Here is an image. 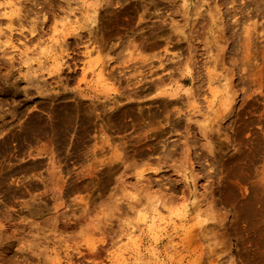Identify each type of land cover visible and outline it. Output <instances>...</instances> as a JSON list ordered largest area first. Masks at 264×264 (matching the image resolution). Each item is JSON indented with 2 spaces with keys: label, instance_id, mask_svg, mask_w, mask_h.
Segmentation results:
<instances>
[{
  "label": "rangeland",
  "instance_id": "rangeland-1",
  "mask_svg": "<svg viewBox=\"0 0 264 264\" xmlns=\"http://www.w3.org/2000/svg\"><path fill=\"white\" fill-rule=\"evenodd\" d=\"M183 1L0 0V264H264V0Z\"/></svg>",
  "mask_w": 264,
  "mask_h": 264
},
{
  "label": "bare ground",
  "instance_id": "bare-ground-1",
  "mask_svg": "<svg viewBox=\"0 0 264 264\" xmlns=\"http://www.w3.org/2000/svg\"><path fill=\"white\" fill-rule=\"evenodd\" d=\"M11 1V0H10ZM184 3L183 4H185V6H186V0L185 1H183ZM247 5V4H246ZM243 6V5H242ZM15 7H16V5H15ZM187 7V6H186ZM156 8V7H155ZM239 8V7H238ZM7 9V8H6ZM245 9V8H244ZM72 12V11H71ZM9 13V12H8ZM239 13V12H238ZM240 13H242V12H240ZM238 16V15H237ZM243 17V16H242ZM67 19V18H66ZM244 20V19H243ZM243 20H242V22H243ZM248 20V19H247ZM222 21V20H221ZM241 21V20H240ZM246 21V20H245ZM248 21H250V20H248ZM62 22H64V21H62ZM92 22V21H91ZM241 22V23H242ZM95 23V22H94ZM246 23V22H245ZM251 23H252V21H251ZM247 26L244 28V34H245V36L244 35H241V40L243 39V36H244V42H243V40H242V43L243 44H239V45H242V48L241 47H238V48H241V49H244L242 52H241V55H242V57H240V59L242 58L243 60H244V58L245 57H247L249 54H250V47H251V45L253 46V44H252V36L254 37V35H255V33L253 34V32H256L255 30H256V28H257V26L256 25H258L256 22H253V24H246ZM11 26V25H10ZM1 27V26H0ZM91 27V26H90ZM2 30V29H1ZM239 31H241V28H240V30ZM242 31H243V29H242ZM241 31V32H242ZM2 32H3V30H2ZM237 32V31H236ZM236 32L234 33V34H236ZM240 32V33H241ZM231 34H233V33H231ZM238 34V33H237ZM152 35H153V32H152ZM236 37H237V35H235ZM82 37V36H81ZM239 37H240V34H239ZM234 38V37H233ZM83 40V39H82ZM95 40V39H94ZM235 40H238L239 42L241 41L240 40V38H237V39H235ZM68 41V40H67ZM133 41V40H132ZM61 42H62V40H61ZM90 42V41H89ZM238 42V43H239ZM241 43V42H240ZM64 45V44H63ZM68 45V44H67ZM70 45V44H69ZM235 45V44H234ZM238 45V44H237ZM60 46V45H59ZM65 46V45H64ZM61 47V46H60ZM93 47V46H92ZM237 47V46H236ZM254 47V46H253ZM253 47H251V50L253 51ZM256 47V46H255ZM254 47V48H255ZM65 49H66V47H65ZM86 49V48H85ZM96 49V48H95ZM241 49H238V50H241ZM87 50H89L88 48H87ZM218 50V49H217ZM222 50V49H221ZM221 50H219V53L221 52ZM64 52V51H63ZM66 52V51H65ZM222 52H224L223 50H222ZM221 52V53H222ZM254 52H255V50H254ZM253 52V53H254ZM87 53V52H86ZM88 53H89V51H88ZM87 53V54H88ZM217 53H218V51H217ZM237 53V52H236ZM240 53V52H239ZM86 54V55H87ZM132 53H130V55H131ZM243 54L245 55V57L243 56ZM252 54V53H251ZM133 55V54H132ZM240 55V56H241ZM90 56H92V54L90 55ZM215 56H217V55H215ZM224 56H226L225 54H224ZM223 56V57H224ZM250 56V55H249ZM181 57V56H180ZM220 57H222V56H217V58H220ZM237 57H239V56H237ZM244 57V58H243ZM174 58V57H173ZM179 58V57H178ZM172 59V58H171ZM174 59H176V58H174ZM180 59V58H179ZM239 59V60H240ZM246 60H247V58H245ZM173 60V59H172ZM234 60V59H233ZM243 60H240L239 62H241V64L244 62ZM250 60V59H249ZM254 60V59H253ZM256 60V59H255ZM255 60H254V62H255ZM264 60V59H263ZM215 61H217V59L215 60ZM222 61H224L223 60V58H222ZM235 61H237V60H235ZM247 62H249V64H250V61H247ZM216 63V62H215ZM236 63V62H235ZM245 63V65H246V61L244 62ZM244 63L242 64V65H244ZM263 63H264V61H263ZM182 64V63H181ZM184 64V63H183ZM186 64V63H185ZM217 64V63H216ZM248 64V63H247ZM188 65V64H187ZM244 65V66H245ZM237 66V65H236ZM239 66V65H238ZM237 66V67H238ZM259 66V65H258ZM187 67V66H186ZM257 67V66H256ZM166 68V67H165ZM189 68H191V67H187V69H189ZM243 67H241V70H243V71H247L248 72V70H247V68H246V70H245V67L242 69ZM257 68H259V67H257ZM264 68V67H263ZM183 69V68H182ZM261 69L262 68H260V71L258 72V70H257V73H255L254 75H253V77L255 76H257V75H261L262 74V72L264 71V69H262V71H261ZM180 70V69H179ZM184 70H186V68H184ZM240 70V69H239ZM256 70V69H255ZM167 71V70H166ZM190 72H192V68H191V70H189ZM232 71V70H231ZM242 71V72H243ZM173 72V71H172ZM233 72V71H232ZM241 72V71H240ZM183 73V72H182ZM181 73V74H182ZM185 73H186V71H185ZM246 73V72H245ZM264 73V72H263ZM174 74H175V72H174ZM191 74V73H190ZM233 74V73H232ZM241 74H244V73H241ZM247 74H250V73H247ZM247 74H245V75H247ZM52 75V74H51ZM176 75V74H175ZM186 75V74H185ZM212 75V74H211ZM210 75V76H211ZM103 76V75H102ZM171 76V75H170ZM243 76V75H242ZM249 76V75H248ZM250 76H251V74H250ZM262 76H263V74H262ZM247 77V76H246ZM177 78V77H176ZM241 78V77H240ZM5 79V78H4ZM138 79V78H137ZM164 79V78H163ZM169 79H171V78H169ZM194 79V78H193ZM227 79V78H226ZM242 79H244V77L242 78ZM241 79V80H242ZM249 78H247V80H248ZM130 80V79H129ZM230 80V79H229ZM246 80V79H245ZM258 80V79H257ZM263 80V79H262ZM261 80V81H262ZM128 81V80H127ZM133 81V80H132ZM135 81V80H134ZM133 81V82H134ZM138 81H140L141 82V80H138ZM143 81V80H142ZM170 81H172V80H170ZM226 81V83L228 82V79L227 80H225ZM232 81V80H231ZM243 81V80H242ZM140 82L138 83H136L137 85L138 84H140ZM159 82V81H158ZM160 82L162 83L163 81L162 80H160ZM174 82V81H173ZM173 82H171V83H173ZM233 82V81H232ZM232 82L231 83H228V84H230L229 86H231L232 85ZM251 82H253V81H251ZM258 82H260L259 80H258ZM131 83V82H130ZM165 83V82H164ZM254 83V82H253ZM256 83V82H255ZM261 83V82H260ZM262 83H263V81H262ZM158 84V83H157ZM227 84V85H228ZM259 84V83H258ZM264 84V83H263ZM262 84V85H263ZM173 86H175V85H173ZM172 86V87H173ZM224 86V85H223ZM225 86H226V84H225ZM141 88V87H140ZM139 88V89H140ZM158 88V87H157ZM227 89H229V87L227 86ZM157 91V90H156ZM165 91V90H164ZM171 91H172V89H171ZM231 91V89L229 90V92ZM235 91L236 90H234L233 89V92H234V96L236 95L235 94ZM248 91V90H247ZM247 91H246V93H245V95L247 94ZM159 92V91H158ZM168 92H170L169 90H168ZM237 92V91H236ZM251 92V91H250ZM263 92H264V90H263ZM161 93H163V92H161ZM165 93V92H164ZM253 93V92H252ZM255 93V92H254ZM260 93V92H259ZM166 94V93H165ZM169 94V93H168ZM188 94H190V93H188ZM228 94H230V93H228ZM254 96V95H253ZM260 98H261V96L260 95H258ZM236 97V96H235ZM235 97H232V100H235ZM243 97V96H242ZM250 96H246V98H244L243 99V108H245L244 110H240L239 112H237L238 114L237 115H235L236 117H237V121H236V128H235V132H236V141H235V147H234V150H235V152H236V156L238 155V157H239V154L241 155V153L242 154H244V155H246L245 154V150H247L248 151V149L249 148H251L250 146H252V145H255L254 143H256V141H255V138H257L260 134H258V131L257 130H255L254 128V130H252V126H254V125H256V124H263L264 123V120H261L263 117H262V115H260L259 117L260 118H256L258 115L256 114V113H258L259 112V110L258 109H260V108H257L258 106H256V102L260 99L259 97L257 98V96L254 98H249ZM189 99H191V98H189ZM231 100V99H230ZM261 100V99H260ZM262 100L264 101V95H263V98H262ZM261 100V101H262ZM231 102V101H230ZM193 103H196V102H192V105H193ZM213 103V102H212ZM226 103V102H225ZM224 103V104H225ZM232 103V102H231ZM259 103V102H258ZM257 103V104H258ZM262 102H260L259 104L262 106V104H261ZM232 106V105H231ZM245 106V107H244ZM256 106V110L254 109V107ZM227 108H228V106H226ZM234 107V105L232 106V108ZM45 108V107H44ZM231 108V107H230ZM242 108V109H243ZM46 109V108H45ZM241 109V108H240ZM42 110V109H41ZM236 110V109H235ZM238 110V109H237ZM257 110H258V112H257ZM54 111H55V109H54ZM177 111H179V110H177ZM233 111V110H232ZM51 112V111H50ZM54 113V115L57 117L58 116V114H57V110H56V112H53ZM52 113V114H53ZM178 114V113H177ZM180 114V113H179ZM260 114H263L262 112H261V110H260ZM37 115V114H36ZM36 115H32L30 118H29V120H27L26 122H25V124H24V126L22 127V131H21V133H14V131L16 130H18V128L16 129L15 128V130L14 131H11V132H9V135L8 136H4L5 138L3 139V140H1V142L4 144V143H8V142H10V141H8V140H11V143H12V141L14 142V141H17V140H19V139H23V138H26V140L27 139H29V138H33L34 136L36 137V136H38V135H40L42 132H44V130H45V128H44V130H43V124L42 123H40V122H42L41 120L39 121V119H38V117L36 116ZM54 115H53V117H54ZM257 115V116H256ZM157 116V115H156ZM171 116V115H170ZM256 116V117H255ZM264 116V115H263ZM56 117L54 118V119H56ZM58 117H60V116H58ZM57 117V118H58ZM118 117V116H117ZM169 117V116H168ZM132 118V117H131ZM255 118V119H254ZM53 119V120H54ZM59 119V118H58ZM114 119V118H113ZM139 119V118H138ZM116 120V119H115ZM127 120V119H126ZM133 120H135V118L133 119ZM190 120V119H189ZM116 122V121H115ZM133 122V121H132ZM137 122H140V121H137ZM49 123V122H48ZM56 123V122H55ZM135 123V122H134ZM121 124V123H120ZM131 124H133V123H131ZM66 125V124H65ZM19 127V126H18ZM63 127H65L63 124H62V122L60 121H57V123H56V125H55V128L57 129V131H60V129H62ZM129 127V126H128ZM132 127V126H131ZM134 127V126H133ZM132 127V128H133ZM255 127V126H254ZM68 128V127H67ZM137 128V127H136ZM66 129V128H65ZM125 129H126V126H125ZM131 129V128H130ZM64 130V129H63ZM68 130V129H67ZM127 130H129V129H127ZM136 130V129H135ZM135 130H134V132H135ZM138 130V129H137ZM136 130V133H140V131L138 130L137 131ZM176 130V129H175ZM201 131V130H200ZM255 131V132H254ZM46 132V131H45ZM52 132V131H51ZM50 132V133H51ZM53 132H54V129H53ZM133 132V133H134ZM122 133V132H121ZM255 133H257L256 135H255ZM43 134V133H42ZM41 134V135H42ZM57 134V133H56ZM61 134H64V132H61ZM132 134V133H131ZM167 134V133H166ZM204 134V133H203ZM246 134V137L244 138V137H241V135L243 136V135H245ZM59 136V135H58ZM64 136V135H63ZM144 136H146V135H144ZM143 136V137H144ZM150 136V135H149ZM257 136V137H256ZM264 135H261V138L263 137ZM60 137V136H59ZM62 137V136H61ZM133 137V136H132ZM148 137V136H147ZM153 137V136H152ZM3 138V137H2ZM47 138V137H46ZM128 138H129V136H128ZM149 138V137H148ZM153 138H156V137H153ZM164 138V137H163ZM8 139V140H7ZM59 139H63V138H59ZM130 139H132L133 140V142L134 143H136L135 145H155V140L154 141H151V139L149 138V140L150 141H148V142H146V140H148L147 138H145V139H141V137H139V138H131L130 137ZM157 139V138H156ZM158 139H160V138H158ZM157 139V140H158ZM6 140L8 141V142H6ZM34 140V139H33ZM131 140V141H132ZM260 140V139H259ZM61 143H62V141L61 140H59ZM255 141V142H254ZM257 141H258V139H257ZM19 142H21L20 140H19ZM22 142H23V140H22ZM55 142V141H54ZM66 142V141H65ZM67 142H68V140H67ZM132 142V143H133ZM159 142V141H158ZM10 143V144H11ZM25 143H26V141H25ZM259 143V142H258ZM258 143H256L257 145H259ZM261 143V142H260ZM22 144V143H21ZM158 144V143H157ZM162 144V143H161ZM5 145V144H4ZM4 145L2 146L3 148H4ZM16 145V144H15ZM18 145V144H17ZM23 145V144H22ZM7 146H9V144L7 145ZM20 146V145H19ZM18 146V147H19ZM24 146V145H23ZM6 147V146H5ZM60 147V146H59ZM150 148H152L151 146H149ZM149 147L147 148V149H149ZM61 148V147H60ZM134 148V147H133ZM145 147H143V149H142V151L143 150H145L144 149ZM0 149H1V146H0ZM135 149V148H134ZM3 150H7V149H3ZM137 150H139L140 152H141V150L138 148ZM101 151V150H100ZM104 151V150H103ZM146 151V150H145ZM147 151H150V149L149 150H147ZM146 151V153H148ZM246 151V152H247ZM144 152V151H143ZM234 152V153H235ZM250 152V151H249ZM3 153V152H2ZM1 153V154H2ZM105 153V152H104ZM153 153V152H152ZM251 153V152H250ZM97 154H99V153H97ZM148 154H151V153H148ZM243 155V156H244ZM248 155H251V154H248ZM64 156V155H63ZM151 156V155H150ZM242 156V157H243ZM17 157V156H16ZM118 157V156H117ZM120 157V156H119ZM123 157V156H122ZM141 157V156H140ZM143 157V156H142ZM232 157H234V155H232ZM241 157V158H242ZM246 157L247 156H245V159H246ZM81 158V157H80ZM235 158V157H234ZM233 158V159H234ZM237 158V157H236ZM248 158H249V156H248ZM75 159V158H74ZM113 159V158H112ZM123 160H124V158H122ZM231 160V161H233L234 162V160ZM238 159V158H237ZM12 160V159H11ZM10 160V163L12 162ZM15 160V159H14ZM79 160V159H78ZM119 160H120V158H119ZM240 160V159H239ZM242 160V159H241ZM236 161V160H235ZM18 162V161H17ZM22 162V161H21ZM125 162V161H124ZM14 163V162H13ZM95 163V162H94ZM118 163V162H117ZM230 163V162H229ZM12 165V164H11ZM94 165V164H93ZM97 165H99V163L97 164ZM108 165V164H107ZM123 165V164H122ZM8 166H10V164L8 165ZM14 165H12L11 167H13ZM119 166V165H118ZM6 167V166H5ZM10 167V168H11ZM16 167V166H15ZM14 167V168H15ZM9 168V167H8ZM241 168V167H240ZM7 169V168H6ZM12 169V168H11ZM11 169H10V171L8 170V172H11ZM17 169V168H16ZM115 169V168H114ZM18 170V169H17ZM22 170V169H21ZM95 170V169H94ZM13 171V170H12ZM14 171H15V169H14ZM97 171V170H96ZM108 171V170H107ZM106 172V171H105ZM229 172V171H228ZM14 172H12V174H13ZM110 173V172H109ZM231 173V172H230ZM8 174V173H7ZM11 174V173H10ZM108 174V173H107ZM112 174V173H111ZM114 174V173H113ZM241 174V173H240ZM5 175V174H4ZM18 175V174H17ZM102 175V174H101ZM243 175V174H242ZM8 176V175H7ZM13 176V175H12ZM109 176V175H108ZM111 176V175H110ZM228 176V175H227ZM231 175H229V177H230ZM240 176V175H239ZM9 177V176H8ZM11 177V176H10ZM9 177V178H10ZM18 177V176H17ZM102 177V176H101ZM228 177V178H229ZM13 178H15V177H13ZM231 178V177H230ZM229 178V179H230ZM260 178H261V176H260ZM12 179V178H11ZM112 179V178H111ZM229 179H227V180H229ZM240 179V178H239ZM244 179V178H243ZM246 179V178H245ZM6 180V179H5ZM226 180V182H228ZM108 181V180H107ZM243 181V180H242ZM247 181V180H246ZM264 181V180H263ZM230 183V182H229ZM233 184V183H232ZM261 184V183H260ZM78 185V184H77ZM81 185V184H80ZM236 185V184H235ZM245 185V184H244ZM243 185V186H244ZM240 186V185H239ZM254 187V186H253ZM229 188V187H228ZM252 188V187H251ZM230 189H231V187H230ZM234 190V189H233ZM261 190V189H260ZM263 190H264V186H263ZM254 192H256V191H254ZM258 194V193H257ZM264 194V193H263ZM254 195V194H253ZM257 196V195H256ZM264 198V197H263ZM257 212V211H256ZM258 216V215H257ZM249 218V217H248ZM240 221V220H239ZM242 223V222H241ZM245 226V225H244ZM252 227H254V226H252ZM240 228H242V227H240ZM246 228V227H245ZM245 228H243V231L244 232H246L247 231V228L245 229ZM262 229V228H261ZM251 230V229H250ZM255 230H257V229H255ZM243 231H240V232H243ZM252 231V230H251ZM259 233V232H258ZM242 234V233H241ZM240 234V235H241ZM247 234V233H246ZM263 234V233H262ZM243 235V234H242ZM245 236V235H244ZM259 236H260V234H259ZM241 237V236H240ZM242 238V237H241ZM245 238H247V237H245ZM249 241V243H250V240H251V238H247ZM246 239V240H247ZM256 239V238H255ZM252 241H253V239H252ZM261 242H263V241H261ZM247 243V242H246ZM258 243V242H257ZM261 245H262V243H260ZM247 245V244H246ZM258 246V245H257ZM252 247V246H251ZM251 247H249V248H251ZM254 247V246H253ZM261 248V247H260ZM242 249V248H241ZM246 249H247V247H246ZM253 249V248H252ZM252 249H247L246 251H248L249 253H247V254H250L251 255V250ZM259 249V248H258ZM254 250V249H253ZM243 253H246V252H243ZM254 254V253H253ZM245 255V254H244ZM243 256V255H242ZM253 256V255H252ZM256 256V255H255ZM249 257V256H248ZM250 258V257H249ZM256 259V258H255ZM251 260V259H250ZM255 263H256V261H255Z\"/></svg>",
  "mask_w": 264,
  "mask_h": 264
}]
</instances>
